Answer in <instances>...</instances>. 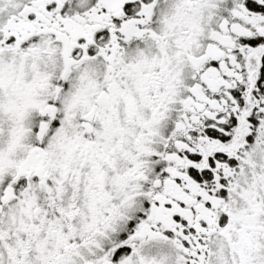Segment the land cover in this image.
Returning a JSON list of instances; mask_svg holds the SVG:
<instances>
[{"label":"snow or ice","instance_id":"obj_1","mask_svg":"<svg viewBox=\"0 0 264 264\" xmlns=\"http://www.w3.org/2000/svg\"><path fill=\"white\" fill-rule=\"evenodd\" d=\"M0 264H264V0H0Z\"/></svg>","mask_w":264,"mask_h":264}]
</instances>
